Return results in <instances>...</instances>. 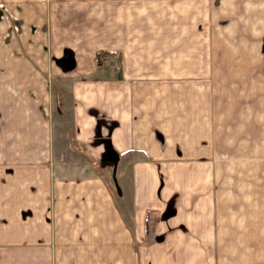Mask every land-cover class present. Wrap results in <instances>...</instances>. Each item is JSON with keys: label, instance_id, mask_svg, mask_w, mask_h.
Returning <instances> with one entry per match:
<instances>
[{"label": "crops", "instance_id": "1", "mask_svg": "<svg viewBox=\"0 0 264 264\" xmlns=\"http://www.w3.org/2000/svg\"><path fill=\"white\" fill-rule=\"evenodd\" d=\"M0 264H264V0H0Z\"/></svg>", "mask_w": 264, "mask_h": 264}, {"label": "rangeland", "instance_id": "2", "mask_svg": "<svg viewBox=\"0 0 264 264\" xmlns=\"http://www.w3.org/2000/svg\"><path fill=\"white\" fill-rule=\"evenodd\" d=\"M60 92L62 93V94L59 93L61 95V98L64 97V95H65L64 91L61 90ZM58 99H60V98L58 97ZM233 167L240 168L241 166L233 164ZM234 179L237 180V184H240L241 180H242V177H241V175H237V176H234ZM108 186H110V189L112 191H114L116 193V195H117L116 197H118L119 196L118 187H117L114 179H113V181H108ZM252 242L255 244V239L254 238H253Z\"/></svg>", "mask_w": 264, "mask_h": 264}, {"label": "trees", "instance_id": "3", "mask_svg": "<svg viewBox=\"0 0 264 264\" xmlns=\"http://www.w3.org/2000/svg\"><path fill=\"white\" fill-rule=\"evenodd\" d=\"M105 54H107L106 51H97V52L95 53V61H96V64H99L98 57L101 56V55H105ZM93 165H95V164H93ZM146 220H147V219H146Z\"/></svg>", "mask_w": 264, "mask_h": 264}]
</instances>
